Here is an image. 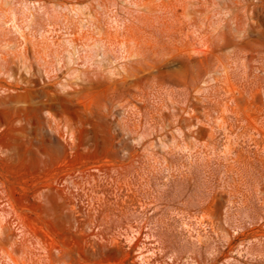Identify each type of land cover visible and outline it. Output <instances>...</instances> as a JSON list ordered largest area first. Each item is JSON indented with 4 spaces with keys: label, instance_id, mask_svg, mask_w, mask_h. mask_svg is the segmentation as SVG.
I'll return each mask as SVG.
<instances>
[{
    "label": "rangeland",
    "instance_id": "obj_1",
    "mask_svg": "<svg viewBox=\"0 0 264 264\" xmlns=\"http://www.w3.org/2000/svg\"><path fill=\"white\" fill-rule=\"evenodd\" d=\"M0 219L34 264H264V0H0Z\"/></svg>",
    "mask_w": 264,
    "mask_h": 264
},
{
    "label": "bare ground",
    "instance_id": "obj_2",
    "mask_svg": "<svg viewBox=\"0 0 264 264\" xmlns=\"http://www.w3.org/2000/svg\"><path fill=\"white\" fill-rule=\"evenodd\" d=\"M4 220L0 219V249L1 257L5 261L6 264H34L30 251L28 250V246H24L23 253L28 257L22 256L20 259L13 255L12 251H8L5 246H9L10 248H14L17 246L18 239L13 237V231L10 228L4 227ZM16 257V258H15ZM27 261V262H26Z\"/></svg>",
    "mask_w": 264,
    "mask_h": 264
}]
</instances>
